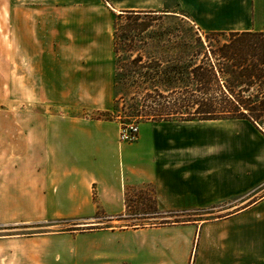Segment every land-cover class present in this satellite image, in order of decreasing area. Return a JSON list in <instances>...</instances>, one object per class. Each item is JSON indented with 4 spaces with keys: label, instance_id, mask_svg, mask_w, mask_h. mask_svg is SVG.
Segmentation results:
<instances>
[{
    "label": "crops",
    "instance_id": "obj_1",
    "mask_svg": "<svg viewBox=\"0 0 264 264\" xmlns=\"http://www.w3.org/2000/svg\"><path fill=\"white\" fill-rule=\"evenodd\" d=\"M173 1L7 0L8 90L43 109L6 122L19 166L0 218H127L141 185L161 213L210 216L6 241L10 264H264V135L251 122L146 121L127 143L119 120L97 117L115 105L119 14L178 9L200 34L264 32V0Z\"/></svg>",
    "mask_w": 264,
    "mask_h": 264
},
{
    "label": "rangeland",
    "instance_id": "obj_2",
    "mask_svg": "<svg viewBox=\"0 0 264 264\" xmlns=\"http://www.w3.org/2000/svg\"><path fill=\"white\" fill-rule=\"evenodd\" d=\"M173 2L171 0V3ZM6 8L7 0H0V217L5 208V205L1 204V199L9 189L13 173L19 166V161L9 153L11 145L6 139L10 141L8 129L11 125L6 122L10 120V116L36 114L43 109L41 106L33 107L31 102L25 104L24 93H15V96L8 90L10 61ZM165 9L171 8L167 6ZM175 10L178 13L170 14L165 10L140 16H123L117 20L115 105L112 112L98 114L97 117L117 119L122 126L139 125L141 119L138 115L151 110L157 112L165 110L167 101L171 105L172 99L166 101L156 99L154 90L158 89L168 95L166 86L173 85L175 79L179 81L181 87L191 85L192 82L188 80L189 68L202 59V55L198 56L196 52L202 48L203 51L210 47L215 48L228 39L225 35L212 34L208 35L207 41L206 33L200 34L184 13ZM199 37L203 41V46L198 42ZM25 96L29 97L28 93ZM139 187L127 188L128 211L129 215H132L127 218L100 216L93 221L0 218V264H10L15 258L13 249L7 248L6 241L37 243L38 238L46 235H74L110 227L137 228L166 222L201 221L210 216V211H192L182 214H154L153 218H150L157 212L151 187L150 185Z\"/></svg>",
    "mask_w": 264,
    "mask_h": 264
},
{
    "label": "trees",
    "instance_id": "obj_3",
    "mask_svg": "<svg viewBox=\"0 0 264 264\" xmlns=\"http://www.w3.org/2000/svg\"><path fill=\"white\" fill-rule=\"evenodd\" d=\"M125 13L126 16L141 14L139 11ZM120 18H123L122 14L115 19V27ZM212 34L225 35L228 39L215 48L204 51L202 48L196 52L198 56L202 55V59L189 68L191 85L181 87L175 79L173 85L166 86L168 95L155 89L156 99H172V104L167 101L165 110H151L138 115L139 123L245 119L264 135V32H208L205 35L207 41L208 35ZM198 42L203 44L200 37ZM154 214L176 213L157 210L150 218Z\"/></svg>",
    "mask_w": 264,
    "mask_h": 264
},
{
    "label": "built area",
    "instance_id": "obj_4",
    "mask_svg": "<svg viewBox=\"0 0 264 264\" xmlns=\"http://www.w3.org/2000/svg\"><path fill=\"white\" fill-rule=\"evenodd\" d=\"M139 134L138 125H125L120 130V141L132 143L137 140Z\"/></svg>",
    "mask_w": 264,
    "mask_h": 264
}]
</instances>
